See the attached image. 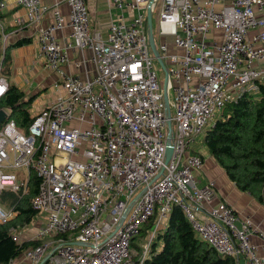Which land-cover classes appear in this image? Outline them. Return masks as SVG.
Instances as JSON below:
<instances>
[{
    "label": "built area",
    "instance_id": "built-area-1",
    "mask_svg": "<svg viewBox=\"0 0 264 264\" xmlns=\"http://www.w3.org/2000/svg\"><path fill=\"white\" fill-rule=\"evenodd\" d=\"M113 2L137 13L113 19L103 36L92 29L86 0H16L25 14L15 26L37 27L45 66L58 77L50 84L55 96L33 114L27 130L4 108L0 193L23 195L32 173L39 178L31 198L38 212L31 223L39 226L29 239L37 243L6 264H143L175 206L220 254L264 264L251 240L264 232L218 199L214 182L198 185L203 158L191 151L228 102L260 89L264 69L255 64L264 60V0ZM6 6L0 0V12ZM149 8L152 14L157 9L168 97L174 91L170 116L148 38ZM48 11L52 21L42 25ZM66 26L70 38L62 45L56 32ZM214 30L221 38H212ZM9 35L2 33L0 99L10 84L3 73ZM72 48L90 51L75 63L81 75L64 69ZM169 120L172 153L165 162ZM16 214L0 204V223ZM21 230L11 227L19 243ZM143 232L150 237L138 247L135 238Z\"/></svg>",
    "mask_w": 264,
    "mask_h": 264
},
{
    "label": "trees",
    "instance_id": "trees-1",
    "mask_svg": "<svg viewBox=\"0 0 264 264\" xmlns=\"http://www.w3.org/2000/svg\"><path fill=\"white\" fill-rule=\"evenodd\" d=\"M28 41V37L20 38L10 47ZM10 47L5 51L3 73L6 70L10 71ZM33 100V97L26 99L23 91L14 84H9L8 91L0 99V109L8 108L17 126L27 130L33 118V114L30 113ZM220 113L221 117L217 118L203 135V143L238 188L250 192L264 204V84L260 83L257 93L246 92L237 100L228 102ZM38 184V176L32 173L25 194L20 195L11 190H3L0 193V204L14 208L17 213L8 222L0 223V264H6L12 257L20 254L24 247L37 243L34 240L16 242L12 237L11 227L16 226L21 230L37 215L31 198L37 192ZM143 264H237V262L233 256L220 254L201 239L184 211L175 206L166 227L157 231L151 254Z\"/></svg>",
    "mask_w": 264,
    "mask_h": 264
},
{
    "label": "crops",
    "instance_id": "crops-1",
    "mask_svg": "<svg viewBox=\"0 0 264 264\" xmlns=\"http://www.w3.org/2000/svg\"><path fill=\"white\" fill-rule=\"evenodd\" d=\"M43 1L53 5L58 0ZM86 1L89 7L92 29L100 31L103 36L107 35L109 24L113 19L120 15H123L126 19H130L137 13V9H121L115 6L113 0ZM6 2L7 6L0 12V48L1 41L3 42V32L10 34L7 41L8 48L20 38H29V41L25 44L10 47L11 64L9 72L14 73L13 78L15 83H10L9 79L8 81L10 84L17 86L20 91H23L26 99L29 97L34 98L30 106V113L32 112L31 114H34L55 96L50 84L58 77V74L45 66V58L39 49V44L36 39L37 27L27 25L18 28L15 26V18L25 14L24 7L17 5L16 0H6ZM60 7L64 14H68V5L61 3ZM50 21H52V12L48 11L41 24L45 25ZM212 35V38H221L222 36L220 30H214ZM56 37L63 45L70 38V28L66 26L58 30L56 32ZM162 39L163 38L160 37V42ZM89 55V50L80 51L76 48H72L69 51L70 62L64 69L68 73H77L81 75L82 71L80 68L76 67L75 63L80 61L83 57H89ZM255 65L264 69V60L257 62ZM90 66L89 63V68ZM261 83L264 84V77ZM38 97H40V99H37ZM210 126L211 125H209V127ZM202 138L203 136H199L195 141L198 140V142L204 144ZM191 151L200 154L203 158V165L196 173L198 185L202 186L214 182L218 199H223L230 203L240 216H249L264 232V204L250 192L239 189L236 183L229 178L226 170L216 161L213 155L209 153L208 149L201 152L191 146ZM31 235L32 234L28 233L25 228L21 230V238L23 240H29ZM251 240L257 245L259 255L264 256V235L261 236L256 233L251 236ZM235 259L237 264H247V259L243 255H239Z\"/></svg>",
    "mask_w": 264,
    "mask_h": 264
},
{
    "label": "rangeland",
    "instance_id": "rangeland-1",
    "mask_svg": "<svg viewBox=\"0 0 264 264\" xmlns=\"http://www.w3.org/2000/svg\"><path fill=\"white\" fill-rule=\"evenodd\" d=\"M158 16H157V9L156 11L154 12L153 14V32H154V38H155V44H156V47L157 49H160V37L158 35V32H157V29H158ZM155 65H156V68H157V72H158V76H159V80H160V83L162 85H164V81H165V70L162 66V64L160 63V61L155 57ZM6 69V65H4V70ZM4 74L7 76V78L9 79L10 83H15V80H14V73L13 72H9L8 70L4 71ZM45 91V90H43ZM37 99H40V97H38ZM169 100H170V103H171V110L172 112L174 113L175 109H174V91L172 88H170L169 90ZM32 113V112H31ZM221 117V113H219L215 118H213L211 121H210V125H212L215 120L217 118ZM192 147L194 149H198L200 150L201 152H204L206 151L207 148H205L206 146L204 144H201L200 142L195 141L193 144H192ZM23 172V170H21V173ZM35 222V223H34ZM33 223H31L30 225H28L27 227H25L26 231H28V233L32 234L31 236H33L35 233H36V230L39 226L38 222L34 221ZM150 237V234L148 233H141L139 236H137L135 238V243L138 247H141L142 246V243H144L146 240H148ZM156 240V238H155Z\"/></svg>",
    "mask_w": 264,
    "mask_h": 264
},
{
    "label": "water",
    "instance_id": "water-1",
    "mask_svg": "<svg viewBox=\"0 0 264 264\" xmlns=\"http://www.w3.org/2000/svg\"><path fill=\"white\" fill-rule=\"evenodd\" d=\"M148 38H149V42L151 44V47H152V50H153L155 57L160 61V63L162 64V66L165 70L164 62L159 57V51H158L156 44H155L154 32H153V14H152L150 8L148 9ZM167 82H168V75L166 74L165 75V81H164V95H165L167 114H168V116H170L171 110H170V106H169V97H168V93H167ZM6 117H8V113L6 112V110L4 108H1L0 109V124L4 121V119ZM171 138H172V129H171V120H169V133H168L167 152H166L165 162H168L170 157H171V153H172Z\"/></svg>",
    "mask_w": 264,
    "mask_h": 264
}]
</instances>
